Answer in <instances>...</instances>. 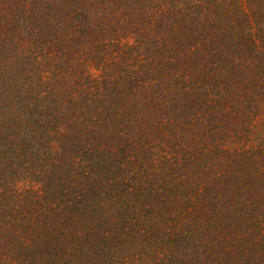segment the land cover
Wrapping results in <instances>:
<instances>
[{"label":"trees","instance_id":"trees-1","mask_svg":"<svg viewBox=\"0 0 264 264\" xmlns=\"http://www.w3.org/2000/svg\"><path fill=\"white\" fill-rule=\"evenodd\" d=\"M0 264H264V0H0Z\"/></svg>","mask_w":264,"mask_h":264}]
</instances>
